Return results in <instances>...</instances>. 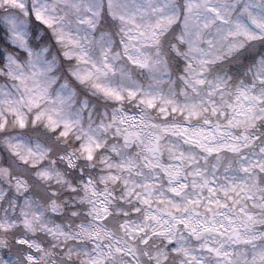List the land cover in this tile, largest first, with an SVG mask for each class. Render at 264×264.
I'll use <instances>...</instances> for the list:
<instances>
[{"label": "snow or ice", "instance_id": "6c2138e0", "mask_svg": "<svg viewBox=\"0 0 264 264\" xmlns=\"http://www.w3.org/2000/svg\"><path fill=\"white\" fill-rule=\"evenodd\" d=\"M44 41L106 103L70 110ZM48 133L118 191L58 214ZM0 180V264H264V0H0Z\"/></svg>", "mask_w": 264, "mask_h": 264}, {"label": "clouds", "instance_id": "9594fccd", "mask_svg": "<svg viewBox=\"0 0 264 264\" xmlns=\"http://www.w3.org/2000/svg\"><path fill=\"white\" fill-rule=\"evenodd\" d=\"M43 35L42 30H38L34 39L39 42L41 36ZM55 42L44 41L42 47L49 50V58L54 61V72L57 80L60 82H66L68 88L71 89L75 96L69 103L70 110H75L78 107V101L85 100L89 107H96L99 104H104L106 101L94 94L93 90L88 86V84H82L73 79L71 73L77 68L75 60H67L60 53L64 49L60 45L53 47ZM83 67V66H80ZM59 87V84L56 85ZM53 95H55V88L53 89ZM85 120L87 119V114H84ZM13 125L11 122L8 124V129L11 130ZM43 131V129H42ZM50 137L48 145V155L44 161H41V167L45 168L49 175L47 179L39 178V184L43 185L41 189L43 194L54 193L52 199L56 201L57 207L56 211L59 214L63 207H74L75 205H83L86 209L87 205L85 199H94L95 197L87 193L85 185L91 187L97 194L105 192H116L118 191V186H112L100 183L96 177H99L103 172V164L101 162V157L105 155L103 152H94L93 158L89 160L85 153L80 150V144L83 142L82 139H76L75 133L67 138H60L52 133H48ZM83 177V180H81ZM9 189H12L11 183H5L0 180V210H6L9 214H12V209L9 207V202L15 196H22V192L18 189H12V196L9 197ZM8 199H5V198ZM37 199V198H33ZM107 199V197H105ZM39 202V201H38ZM119 201L113 199L111 202V209L113 215H115V209ZM43 208L45 211L48 210V203H43ZM17 226L20 227L21 232L24 237H34L39 228L37 227L35 231H30L25 228L21 221H17ZM67 226V225H66Z\"/></svg>", "mask_w": 264, "mask_h": 264}]
</instances>
